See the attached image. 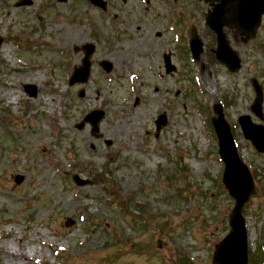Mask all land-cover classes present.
Masks as SVG:
<instances>
[{
	"label": "rangeland",
	"instance_id": "374dc122",
	"mask_svg": "<svg viewBox=\"0 0 264 264\" xmlns=\"http://www.w3.org/2000/svg\"><path fill=\"white\" fill-rule=\"evenodd\" d=\"M19 1L0 0V36L6 37L0 50V264H214L234 201L219 186L224 164L198 105H208L212 116L216 98H223L230 124L243 115L259 122L251 113L252 80L264 93V20L256 38L247 41L233 27L226 29L241 58V68L230 72L204 54L216 44L204 23L208 6L182 0L185 29L195 24L207 50L202 72L185 51L178 57L169 50L180 72L155 88L157 72L147 69L146 58L162 49L156 33L165 26L144 20L140 28L126 29L127 40L97 43L89 82L71 88L72 69L84 57L72 53L73 45L81 51L94 41L82 23L86 3L34 0L17 9ZM41 3L48 9L40 13ZM131 58L138 62L140 83H146L138 91L134 73L126 71ZM103 59L113 63L109 75L100 68ZM30 85L36 87L33 97L26 90ZM162 114L166 123L157 128ZM234 136L263 187L245 216L250 249L264 252V154L239 128ZM76 175L87 184L78 186ZM124 194L146 206L133 213L135 204ZM144 214L150 225L143 228L135 215Z\"/></svg>",
	"mask_w": 264,
	"mask_h": 264
},
{
	"label": "water",
	"instance_id": "95a60500",
	"mask_svg": "<svg viewBox=\"0 0 264 264\" xmlns=\"http://www.w3.org/2000/svg\"><path fill=\"white\" fill-rule=\"evenodd\" d=\"M262 3H264V0H221V3L217 6L218 9H215L214 14L209 19V24L219 35V48L216 51L219 60L226 62L229 55L232 56L235 62L237 59V56L230 50L226 36L223 33V27L225 25L221 17L225 14L224 10L231 11V24H235L239 29L241 28L246 31L250 28L248 26L252 25L251 28H253L259 25L261 15L264 12ZM2 42L3 40L0 39V46ZM200 48L201 44L195 40L193 43V51L197 59H199V54L201 52ZM89 58L90 55L84 60L83 67L75 74V78L71 84L85 82L88 79L90 66ZM253 82L257 99L252 107V111L263 120L261 108L263 92L261 87L257 84V81L254 80ZM27 90L30 96L35 95V88L29 87ZM215 112L218 116L213 118L212 122L219 137L220 155L225 162L223 181L230 190L232 196L236 199V207L230 219V225L232 227L231 233L217 246L214 262L217 264H248L247 233L242 212L245 204L249 202L250 196L255 192V186L248 168L239 158L230 126L224 118L222 106L220 104L216 105ZM98 122L99 120L93 124L96 126ZM239 122L245 138L250 139L259 152H264V126L254 124L249 116L241 117ZM22 180L23 177H18L17 182L20 183ZM79 183L87 184L80 181Z\"/></svg>",
	"mask_w": 264,
	"mask_h": 264
},
{
	"label": "flooded vegetation",
	"instance_id": "af4514ba",
	"mask_svg": "<svg viewBox=\"0 0 264 264\" xmlns=\"http://www.w3.org/2000/svg\"><path fill=\"white\" fill-rule=\"evenodd\" d=\"M86 3V6H83L81 13L83 17L87 20V25L90 29L98 30L97 41L104 42L102 38H105L104 35L107 32H113L115 39L113 42L119 40H127L126 29L131 25H136L137 29L140 28L141 24H145L146 21L157 27H164V31L157 32L156 37L161 39L159 41V46L162 48L159 51V54L153 55L152 58H146L147 69L153 73L157 72L156 76L159 81H163L164 78L168 76L167 66L169 64V59L174 61V54L170 51H174L178 57H180V52L185 51V5L182 0H102V6L92 5L88 0H83ZM69 0H66V4ZM35 3L33 2L32 5ZM48 4L41 3L38 5L37 9L41 13L42 9L47 10ZM168 9H172L175 14H177V20L169 19ZM94 12V15L91 14ZM91 15V17H89ZM157 17V18H155ZM155 18V19H154ZM150 19V20H149ZM162 19V22H161ZM171 26L173 29L171 30ZM172 33V37H169V33ZM177 31V32H176ZM176 32V35H175ZM95 38V37H93ZM125 41H123L124 43ZM172 44V48L169 49L167 46ZM168 48V50H167ZM82 51V52H81ZM78 53L85 55V51L81 50ZM143 53V52H142ZM156 57L158 58L156 61ZM185 58V55H184ZM105 60V59H103ZM101 62V61H100ZM155 62H158L160 68H155ZM137 60L131 58V64L127 68L131 67L133 73L136 72ZM173 62V68L176 71L178 67ZM113 64V63H112ZM114 68V66H113ZM143 67L139 66L138 69L141 71V76H145L146 71L142 69ZM160 84V83H159ZM166 85H163L161 90L164 89Z\"/></svg>",
	"mask_w": 264,
	"mask_h": 264
},
{
	"label": "trees",
	"instance_id": "16d2710c",
	"mask_svg": "<svg viewBox=\"0 0 264 264\" xmlns=\"http://www.w3.org/2000/svg\"><path fill=\"white\" fill-rule=\"evenodd\" d=\"M115 193V191H113V193L112 194H114ZM135 209H137V207H135V205L133 206ZM136 211V210H135ZM140 218V221H142V222H144V223H142V222H138L139 223V225L141 226V227H146V225L148 224V225H150V222H148V220L146 219V214H144V215H140V216H138V219ZM165 226V225H164ZM159 227H160V224H159ZM162 227V226H161ZM165 228H166V226H165ZM251 264H264V257H262V259H258V258H253L252 259V261H251Z\"/></svg>",
	"mask_w": 264,
	"mask_h": 264
},
{
	"label": "bare ground",
	"instance_id": "6f19581e",
	"mask_svg": "<svg viewBox=\"0 0 264 264\" xmlns=\"http://www.w3.org/2000/svg\"><path fill=\"white\" fill-rule=\"evenodd\" d=\"M224 13H225L224 16L221 17L222 22L224 23V25H229L231 23L230 22L231 16H232L231 15V11L224 10ZM227 14H230V17L229 18L226 17Z\"/></svg>",
	"mask_w": 264,
	"mask_h": 264
}]
</instances>
